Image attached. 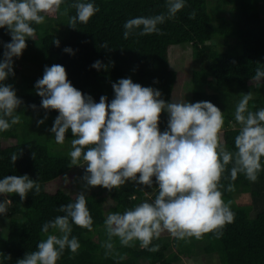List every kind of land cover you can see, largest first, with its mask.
I'll return each mask as SVG.
<instances>
[{"label": "clouds", "instance_id": "obj_1", "mask_svg": "<svg viewBox=\"0 0 264 264\" xmlns=\"http://www.w3.org/2000/svg\"><path fill=\"white\" fill-rule=\"evenodd\" d=\"M64 3L65 0H0V29L6 28L11 35V42L3 44L0 59V132L21 122L17 109L23 101L14 87L4 82L15 75L14 58L22 56L26 40L35 39L33 24H42L47 15L59 12L68 17L67 24L75 29L78 23L87 24L100 11L89 0H74L61 11ZM185 6V0H166V12L128 19L123 24V38L162 35L159 26L174 19ZM69 9H74L75 14L69 15ZM196 14L193 10L188 18L194 20ZM54 43L59 46V40ZM64 51L73 53L71 48ZM92 67L101 70L107 66L98 60ZM262 83L264 67L257 66L251 84L258 88ZM112 88L111 102L102 95L97 103L91 95L75 88L65 67L58 64L45 66L43 77L35 84L43 109L58 112L50 129L55 142L63 145L69 129L73 134L68 153L70 167L85 169L82 179L86 189L102 186L111 191L128 181L152 187L155 177L158 188L154 199L106 215V238L101 243L105 258H126V253L116 250V239L121 247H135L139 242L140 248L155 252L160 246L153 241L165 232L185 241L201 240L206 234L221 238L225 227L235 219L231 201L223 198L222 179L234 182L243 174L254 183L264 170V108L256 109L255 104L250 107L254 93L241 94L236 104L234 120L239 130L234 137V150H229L222 135L224 113L213 103L175 99L167 102L160 90L134 83L131 78L120 79ZM31 107L35 109L36 105ZM164 112L168 116L167 127L161 131ZM37 123L43 124L44 119ZM17 159L13 153L11 162L15 164ZM33 189L39 194L40 184L27 174L5 176L0 180V195L5 196L0 201V214L6 215L12 204L7 194H19L23 201ZM232 190L234 183H229L227 191ZM57 211L64 215L43 224L45 238L37 244L36 251L27 253L17 264H58L66 249L73 254L70 258L78 253L81 245L72 235L73 225L93 230L84 192L77 193L73 202L61 205Z\"/></svg>", "mask_w": 264, "mask_h": 264}, {"label": "trees", "instance_id": "obj_2", "mask_svg": "<svg viewBox=\"0 0 264 264\" xmlns=\"http://www.w3.org/2000/svg\"><path fill=\"white\" fill-rule=\"evenodd\" d=\"M72 2L74 0H65L61 11ZM89 2H93L100 11L87 24L78 23L75 29L67 24L68 17L59 12L48 18L46 26L33 24L35 39L26 40L28 49L22 56L14 58V62L20 58L32 59L40 64V73L37 77L18 74L13 67L15 75L4 82L14 87L23 103L17 109L21 122L8 131L0 132V180L9 175L27 174L40 184L41 191L36 194L33 189L23 201L19 194H7L12 204L6 215L1 214L7 220V231L0 237V264H17L27 253L36 251L37 244L45 238L41 231L43 224L64 215L57 209L75 199V195L60 189L51 194L44 189L47 181L73 167H70L69 155L55 149V134L50 131L58 112L43 109L42 97L35 89L36 81L43 77L45 66L58 64L65 67L72 85L85 95H91L97 103L102 95L111 102L114 98L112 84L122 78H131L134 83L156 88L161 91L162 99L171 102L176 72L169 67L167 49L171 44L190 43L192 58L199 64L191 72L194 86L191 103L209 101L221 110L219 96L202 87L212 86L215 90L236 84L245 93L252 89L256 91V96L249 102L250 107L255 104L256 109L264 108V83L258 88L250 83L256 67H264V0H185V8L174 19L159 26L162 35H134L127 40L123 38V24L130 18L166 12V0ZM193 10L197 13L194 20L188 18ZM74 14L75 10L69 9V15ZM55 40H59V46ZM8 42H11L8 30L0 29V59H3V44ZM32 43L36 46L33 53L30 52ZM104 43L108 48L101 47ZM65 48H71L73 53L65 52ZM98 60L107 66L106 69L92 67ZM33 104L35 109L31 107ZM224 117L223 139L226 147L234 150V137L239 127L229 125V121L235 122L233 116L224 114ZM41 119L44 123L38 125ZM167 120V113H162L161 131L166 129ZM73 138L69 129L65 140ZM13 153L18 156L15 164L11 162ZM228 167L230 169L231 165ZM228 175L225 172V177ZM221 182L224 185L221 189L223 198L231 201L235 213L234 222L225 227L221 238L206 234L201 240L192 238L185 241L162 234L159 240L153 241L154 245L160 246L155 252L140 248L139 242L135 247H121L116 239V250L127 254L123 260L105 258L101 248L106 238L103 229L106 218L104 200L108 196L114 202L110 212H123L145 200L154 199L158 185L153 177L152 187L133 181L111 191L97 186V190L85 195L93 218V230L73 225L72 235L78 238L81 247L74 258H70L73 254L66 249L58 264H140V260L147 264H177L181 256L194 257V249L207 255L216 254L219 264H264V206L252 214L264 192V170L254 183L243 174H239L234 182L228 178ZM229 183H234V190L227 191ZM237 193H249L252 202L237 203L234 200ZM4 199L2 195L0 201Z\"/></svg>", "mask_w": 264, "mask_h": 264}, {"label": "rangeland", "instance_id": "obj_3", "mask_svg": "<svg viewBox=\"0 0 264 264\" xmlns=\"http://www.w3.org/2000/svg\"><path fill=\"white\" fill-rule=\"evenodd\" d=\"M57 13L47 15L45 18V22L42 23L46 26L49 22V17H55ZM227 16V13L224 14ZM61 26L58 27V29ZM212 44H216V41H212ZM32 49L30 50L31 53L36 49L35 44H31ZM28 49L23 51L25 52ZM168 53V61L169 67L174 72H176V81L175 86L172 91V99L175 100H182L191 102V94L194 90V86L191 82V72L193 69L199 67V64H196L192 58V47L190 43H183V44H171L168 46L167 49ZM13 67L18 70V74H25L37 77L40 73V64L34 62L32 59H18L14 62ZM251 83V81H250ZM252 85V84H251ZM205 91L208 93H216L219 96L220 104H221V111L226 115L229 114L234 117V111L236 104L241 99V94H244L245 91L240 88L236 84H229L218 87L217 89H213L212 86H204ZM256 96V91L254 89L251 90ZM58 116V115H57ZM229 125L233 127H239L233 121H229ZM10 140H8L9 142ZM54 141V140H53ZM71 139L65 140L63 145H59L55 143V149L59 150L68 155L69 151L71 150ZM55 142V141H54ZM85 175V169L79 166H73L66 172L60 174L54 179L47 181L44 185V189L49 194L53 193L54 191L60 189L68 194L76 195L79 192H84L85 195H88L92 191L97 190L96 187L85 188L84 184L85 181L82 179ZM67 178V183H65V179ZM156 188V187H155ZM154 188V189H155ZM2 195H0L1 197ZM234 200L237 203H251L252 198L249 193H237L234 195ZM261 201L258 205H256V209L253 210L252 214L260 208L264 206V192L261 193L259 198ZM110 201V203L108 202ZM113 201L111 198L106 196L103 209L104 214L107 215L110 212V207L113 205ZM7 231V220L0 214V237H3ZM168 234V233H164ZM169 235V234H168ZM195 256L194 257H186L181 256V259L177 262V264H219L218 257L216 254H204L199 249H194ZM140 264H147V262L140 260Z\"/></svg>", "mask_w": 264, "mask_h": 264}]
</instances>
